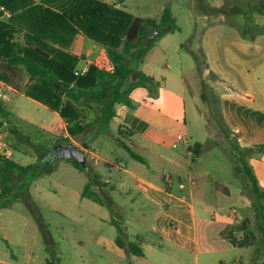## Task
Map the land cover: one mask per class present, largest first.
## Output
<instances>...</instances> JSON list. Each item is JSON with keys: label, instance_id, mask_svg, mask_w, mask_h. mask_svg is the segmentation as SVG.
Here are the masks:
<instances>
[{"label": "rangeland", "instance_id": "1", "mask_svg": "<svg viewBox=\"0 0 264 264\" xmlns=\"http://www.w3.org/2000/svg\"><path fill=\"white\" fill-rule=\"evenodd\" d=\"M123 2V8L128 5V12L142 18L157 20L164 14L163 11L168 9L167 22L180 28L177 37L179 43L183 45L189 42L191 35L188 32H190L191 26H194L192 22L194 17L201 18L208 15L213 20H217L220 16H224L230 21L238 20L241 26H244L243 20H246L248 22L246 27L249 28L256 27L255 21L264 20V15L256 10L261 7V3L264 4V0H204L202 3L199 0H129V2L123 0ZM133 4L139 6L140 9L133 7ZM203 8H222L225 13L209 15L203 12ZM199 22L196 25V32L198 36H201L207 32V29L204 28L201 20ZM258 30L264 32V25L259 26ZM258 30L257 27L254 28V31ZM261 42L264 46V40ZM87 43L92 45L93 42L88 40ZM196 43L194 42L193 46L187 43L188 46L184 49L167 56L161 54L160 50L157 51V48L149 49V61L156 64L155 66H164L161 74L166 77L174 74L184 77L187 92L185 97L178 99L181 105H185L188 119V143L193 145L196 142H202L210 145L201 153H204L202 162L196 164L209 167V179L199 183L195 188V193L191 194V185L187 183L186 189L181 190L177 175H173V194L184 198V202L170 199L173 204L171 211H165L157 216L151 210L156 201L146 199L135 192L122 194L119 190L112 191L111 198L116 209V213L113 214L106 206H99L93 200L82 197L83 189L88 182L87 171L76 169L68 160H57L52 157L48 163L39 165L24 178H17L16 191L21 193V197L15 201L11 213H6V216L10 215V218L6 216L0 218L2 252H6L13 260L14 253L20 257H27L28 252L31 251L34 252L36 264H45L51 256L46 250L44 237L38 224V220H40L51 234L56 249L55 256L59 259L58 264H82L81 255L93 258L88 264H112V259H116L117 262L121 260L123 264H131L128 257L132 254L128 250L119 249L116 245L115 240L120 233L117 225L112 223L115 221L125 230L122 235L125 242H136L140 238H146V243H141L146 257H135L133 264H221V261L222 264H239L235 262V259L242 254L241 249L220 250L222 246L225 248L229 246L223 239H229L230 243L240 245V247L249 244L255 245L252 260L247 258L241 261V264H264V238L258 229L252 195L247 189L248 182L242 171L244 163L251 169L254 153L246 154L239 151L236 148L237 137L228 140L225 138L226 134L220 129L224 127L227 133L228 129L234 132V125L240 123L251 132L253 118L264 114V104L256 96L254 102L251 103L252 108L239 107L242 115L239 114L241 117L238 118L235 115L236 104L227 102V100H221V103H218V96L212 92L211 88L213 86L211 80L214 81L216 77L212 74H205V58L202 52L196 49ZM191 47H193L194 53L199 54V68L193 53L188 49ZM262 58H264V50L255 52L250 57L254 62L253 66L257 68L252 73L261 74L259 85L264 88V67L258 69L259 65L264 62L259 63ZM89 59L93 60L94 57L90 56ZM129 60L131 63L133 62L132 67L134 68L138 65L140 56L129 58ZM249 66L246 65V73L247 70H250ZM81 68L82 61L78 63L77 70L81 71ZM235 76L236 80L243 85L244 80L240 79L237 72H235ZM28 77V74L23 72L22 81L25 82ZM134 79L135 76L131 78V81ZM252 87L257 89V85ZM171 92H178L171 84L163 88L153 86L146 99L149 103L160 106L161 98L165 99L169 95H173ZM203 93L206 94V100L201 96ZM31 99L25 94L24 96L12 95L6 102V107L11 112L14 127L24 135L21 140L25 141L29 138L33 143L48 144L52 151L57 143L53 144L52 139L50 140L51 135L57 140L63 138L62 134L57 133L56 137L54 136V127L50 125L53 118L51 110L37 106L34 99ZM198 105L204 113L209 127L213 129L210 138L207 137L209 128L204 126L205 118L203 117L204 120H202ZM91 114H89L88 120ZM93 115L92 121L96 119V113L93 112ZM45 126L47 127L45 128ZM181 136H175L170 140V143L171 145L174 142L177 143L178 150L186 154V144L180 140ZM113 137L115 139L104 138V136L94 140L89 136L86 138L93 152L111 160L114 164V168L111 170L103 162L97 169H94L92 165L89 166V173L92 171L98 174L99 179L106 186H109L110 183L115 185L120 176L125 177L126 174L120 169L125 166L132 168L134 163L130 152L120 143V140H116L118 136L114 133ZM204 139L206 141H203ZM215 142L216 145H214ZM247 142L249 144L250 140ZM127 145L134 151L129 143ZM25 147L30 149L27 143H22L16 135H13L11 142L2 144L0 154L20 163L19 160L23 156L22 148ZM8 151H11L13 156H8ZM137 152L144 156L152 167L160 166L159 161L154 160L148 152L143 150ZM218 160L230 164V168L216 166ZM25 163L33 164L34 160L29 155ZM231 163L234 169L231 168ZM50 167H53V170L49 174H44L32 181L36 173ZM186 174L187 172L184 174V179L187 182ZM216 181L229 189L231 194L227 195L218 191L215 187ZM160 184L165 187L163 182L160 181ZM241 190L248 198H244L245 195H242ZM28 192L31 194L30 197L28 194L23 195ZM103 196H106L105 193ZM202 205L207 207L206 212L201 210ZM191 206L194 207V210ZM211 211L214 212V218L210 214ZM233 212H237L239 215L232 217ZM24 218L29 219L27 226ZM9 220H12V223H9ZM154 220L160 229L166 225L167 231L154 234L152 230ZM243 221L246 222V228L242 227ZM169 222L172 223L171 226H169ZM4 237L11 241V246L8 241L3 239ZM207 239L214 241L216 247L205 244ZM241 239H243L242 242L239 241ZM24 243L26 244L24 245ZM203 251L208 252L203 254Z\"/></svg>", "mask_w": 264, "mask_h": 264}, {"label": "crops", "instance_id": "2", "mask_svg": "<svg viewBox=\"0 0 264 264\" xmlns=\"http://www.w3.org/2000/svg\"><path fill=\"white\" fill-rule=\"evenodd\" d=\"M2 1V0H0ZM29 4L38 5L41 4L43 0H29ZM101 2L110 4L115 6L116 8L123 9L125 11L128 10L129 6L126 5L123 8L124 2L123 0H99ZM129 2V0H126ZM14 6H16V0H13ZM219 4V3H218ZM191 5V4H190ZM220 5V4H219ZM133 7H137L140 9L139 6L133 4ZM168 10L165 9L163 13ZM128 12V11H127ZM191 13V11H189ZM130 13V12H129ZM131 14V13H130ZM12 13L5 9L3 6L0 5V21L7 20L11 17ZM164 15V14H163ZM161 18H158L157 21L159 22ZM134 16V15H133ZM138 17V16H134ZM142 18V17H141ZM153 19V18H151ZM201 20L203 22L204 28L207 29L204 35L198 36L196 25ZM192 22L194 26H191L190 38L189 43L193 46L194 42L196 43V49L202 52V55L205 58V74H212L216 77V79L212 81V92L217 94V101L221 103V100H227V102H233L237 105V109L235 111L236 117H241L239 114L242 115L239 107H251V103L254 102L256 96L261 100V103L264 104V88L260 87V75H255L252 71L256 70L257 68L254 65V62L250 59L254 55L255 52H259L264 50V46L261 44L262 40H264V32L258 30L259 26L264 25V20L260 21L257 20L254 22L256 24L257 30L254 31V28L246 27V20H243L244 26H241L238 20L230 21L224 16H220L217 20H213L212 17L208 15H204L201 18L194 17ZM252 23V22H249ZM167 24V22H166ZM164 28L168 31L170 28L169 26H164ZM180 30L178 26L174 28L171 32H167L161 35L156 41L154 40L151 45L150 49L154 50L157 48L161 54L170 55L172 53L178 52L185 47L183 44L179 43L177 32ZM161 31V30H160ZM195 31V32H193ZM18 38L22 39V34L18 35ZM93 42L92 45L87 43V41ZM202 40V41H201ZM186 47L188 46V44ZM188 48L190 52L194 53V50ZM69 51L80 57L82 61V68L88 69L89 65L92 61H94L102 52L103 46L100 44L95 43L93 40L87 38L84 34H77L72 42ZM144 50H136L132 53L131 57L136 58L140 56V61H138V65L136 67H132V63L130 61L131 67L134 71H142L147 76L153 77L157 84H150L145 83L134 90L131 95V99L133 102V109L128 108L125 105H117L116 112L117 116L111 122V129L108 132H101L98 126L91 125L84 133L78 135L76 138H70L71 143L76 144V146L80 147L87 153V160L88 165H92L94 169L103 162L108 168L113 169L114 164L111 160L105 159L102 156L93 152L87 143L86 138L89 136L93 140L99 138L100 136H104V138H114V133L118 136L116 140H120V143L125 147L127 143L131 145L140 157L144 159V161H139L134 159V163L131 166L132 168H128L125 166L122 170L126 176H120L115 182V185L110 183L109 186H106L104 182L100 180L104 186H98L97 189L102 191L103 193H108L111 197V192L115 190H119L122 194H129L135 192L137 195H142L146 199H150L156 201V203L152 207V212L155 216L161 215L165 211L170 212L173 204L170 202L171 200L183 201L184 198H179L173 194V175H177L179 188L181 190L186 189L187 183L191 185V194L195 193V188L198 186L199 183H202L209 179L210 171L208 172L209 167L206 165L198 166L203 160L205 150L208 145L207 143L196 142L193 145L188 143V131H187V124L188 119L185 113V105H181L180 100L178 98L185 97L187 92L186 88V81L183 76H179L177 74L171 75L170 77H166L161 74V70H163L164 66H155L156 64H152L149 61L150 50L147 52H143ZM254 52V53H252ZM196 53V52H195ZM89 55V56H88ZM93 56L94 59L90 60L89 57ZM264 61V58L259 60V63ZM197 65V63H196ZM246 65H250V70H247L246 73ZM166 67V66H165ZM264 67V62L259 65L258 69H262ZM235 72L238 73L240 79H243V85L236 80ZM258 83H257V81ZM136 81V78L132 81ZM28 83V79L24 82V84ZM171 84L178 92H171L173 95H169L167 98L162 99L160 102V106H156L153 103H149L146 99L148 97V92L152 91L153 86H158L163 88L164 86ZM9 89L7 92V99L0 97V101L5 103L10 100L12 95H23L24 94L18 90H15L12 86L7 84ZM257 89L252 86H256ZM33 100V99H31ZM200 100V97H199ZM37 106L50 110L47 106L33 100ZM184 108V109H182ZM198 111H200L202 115V120H204L205 115L201 111L200 106H197ZM262 111V110H260ZM53 114V118L51 120V124L54 127V136L56 137L57 133H61L63 138H68V133L66 129V123L60 117L59 113L51 111ZM11 113V112H10ZM91 114V118L94 117L93 112L88 113ZM260 113V112H259ZM220 114V111H219ZM261 115V116H260ZM253 118L252 129L250 130L244 127L240 123H236L234 125V132L230 131L228 128V140L234 139L235 136L237 137V144L236 148L243 150L245 148H252L257 145L264 146V114H260ZM221 116V114H220ZM8 120H2L3 124L0 126V147L2 144L6 142H11L13 138V134L10 132V127H14L13 120L11 118ZM204 117V118H203ZM87 120V122H93L91 120ZM204 126L209 128V133L207 137L212 136L213 129L209 127L208 122L205 118ZM47 126H45L46 128ZM16 128V127H15ZM17 129V128H16ZM122 129L126 131H130V134L124 133ZM133 133V134H132ZM182 133V134H181ZM182 135L180 140L186 144V154L178 150L179 145L177 143H173L171 145L170 140L175 136ZM82 138V139H81ZM226 138V137H225ZM52 139L53 144L57 143L60 139L55 140L54 137L51 135L50 140ZM115 139V138H114ZM207 139V138H206ZM204 139L203 141H206ZM55 140V141H54ZM248 140H250L248 144ZM38 143V142H34ZM201 144V146H197V144ZM42 144V143H39ZM217 143L215 142L214 145ZM46 148L50 149V145L43 144ZM29 146V145H28ZM85 146L87 148H85ZM128 146V145H127ZM145 151L148 152L150 155L153 156L154 160L159 161V165L157 168L152 167L148 164L147 159L144 156H141L137 151ZM11 151H8L9 153ZM23 156L20 158L21 165L27 166L30 165L26 162L27 156H31L36 163L38 157L30 147L22 148ZM254 156L252 157V167L251 171L253 172L260 188L264 189V148H254L253 150ZM11 155L13 156L12 152ZM16 162V161H15ZM24 163V164H22ZM216 166L224 167L225 169L230 168V164L223 163L222 161H217ZM195 167V168H194ZM208 167V168H207ZM211 167V166H210ZM147 168V169H146ZM231 168L233 165L231 163ZM234 169V168H233ZM150 172H148V171ZM187 172L188 181L184 179V174ZM151 173V174H150ZM157 173V174H156ZM235 174V173H234ZM160 181L163 182L165 185L162 186ZM218 186L224 190V193L229 195L230 190L223 186L219 181H216V189L218 191L223 192V190L218 189ZM247 189L250 192L249 183ZM84 190V189H83ZM226 191V192H225ZM242 195L244 196V192L241 190ZM251 193V192H250ZM31 194L24 193L23 195ZM21 197V194H20ZM83 197V196H82ZM84 198V197H83ZM244 198H248V196H244ZM88 199V198H86ZM18 200V199H17ZM9 203L8 207L2 208L0 205V218L5 217L6 213H11V208L15 205V201ZM253 202V199H252ZM1 204V202H0ZM98 204V203H96ZM99 206H103L98 204ZM194 210V207L191 206ZM98 210V209H97ZM202 211L206 212L207 207L202 205ZM175 211V210H174ZM212 217L214 218V212L211 211ZM10 218L9 216H6ZM102 219V218H98ZM26 221V226L29 224V219L24 218ZM1 222V220H0ZM9 223H12V220H9ZM169 226L172 225L169 222ZM0 225V229H1ZM242 227L246 228V222H242ZM168 227L165 225L162 229H160L154 220L152 224V230L154 234L159 232L167 231ZM207 230V228H206ZM4 240L8 241V244L11 246L12 243L10 240H7L6 237L3 238ZM146 238H140L141 243H146ZM243 239L239 240L242 242ZM229 246L227 248L221 247L220 250L228 251V250H236L237 248L241 249L242 254L239 255L235 262L241 264V261L246 260L247 258L252 260V253L255 249L254 244H249L248 246H241L235 245L230 243L229 239H223ZM116 242V240H115ZM130 241H127L128 243ZM82 243V242H81ZM26 243H24L25 245ZM205 244L212 245L216 247L214 241L207 239ZM233 244V245H231ZM117 245V244H116ZM118 247V245H117ZM142 247V246H141ZM121 250L122 249L118 247ZM143 249V248H142ZM3 249L0 244V264H36V258L34 256V252L29 251L27 257H20L17 254H13L12 259L6 252H2ZM212 252V250H209ZM208 251H203L205 254ZM144 258L146 257H137L135 255H130L129 261L131 264L134 263V258ZM78 259V258H77ZM74 260L75 262L77 261ZM80 260L82 264H88L90 260L93 258H88L84 256H80ZM254 260V259H253ZM112 264H123L120 260L119 262L116 259H112ZM47 262V260H46ZM223 262L221 261V264ZM46 264V263H45Z\"/></svg>", "mask_w": 264, "mask_h": 264}, {"label": "trees", "instance_id": "3", "mask_svg": "<svg viewBox=\"0 0 264 264\" xmlns=\"http://www.w3.org/2000/svg\"><path fill=\"white\" fill-rule=\"evenodd\" d=\"M29 3V0H16L14 6L13 0L0 1V5L12 13L7 21H0V80L15 90L21 89L20 92L27 97L59 113L66 123L69 137L60 138L57 143L71 144L70 138H76L91 125L98 126L101 132L110 131L111 122L117 116L116 106L122 104L133 109L131 95L134 90L145 83L157 84L153 77L142 71H134L129 58L134 51L143 49L145 41L155 29L161 30L155 41L161 35L174 30L173 24L167 22L168 10L158 22L151 18L134 17L123 9L99 0H43L38 5ZM256 10L264 15V4L261 3V7ZM203 12L209 15L225 13L222 8H203ZM169 24L171 28L167 31L164 26ZM80 33L102 45L103 52L90 63L87 73L77 76L75 72L81 58L72 54L69 48L75 36ZM19 34H22L21 40L18 38ZM149 49L150 47L144 52ZM193 56L199 68V54L193 53ZM23 72L29 76L27 84H23ZM133 76L136 78L134 82L131 81ZM201 96L204 100L207 99L205 93ZM91 111L96 113V119L92 123L87 122L88 113ZM10 115L6 104L0 101V126L3 124L2 120H8ZM220 129L229 138L226 129ZM9 130L19 141L27 143L38 159L36 163L24 166L0 154L2 208L20 198L21 193L16 191L17 178H24L39 165L48 163L51 150L42 144L31 142L27 137V140H21L24 135L15 127H10ZM122 130L130 134V131ZM125 148L134 159L144 161L129 146L125 145ZM254 148L238 150L248 154ZM68 161L76 169L85 171L79 162ZM52 170L53 167H50L36 173L32 181ZM242 171L249 183L258 229L264 238V189L260 188L247 164H243ZM87 174L88 182L82 196L106 206L115 214L113 199L106 192V196H103V192L97 189L98 186H104L98 174L92 171ZM112 223L119 229L120 234L116 238L118 247L127 249L137 257H144L141 240L126 243L122 238L125 230L117 222ZM38 224L46 250L51 256L46 264H58L51 234L40 220Z\"/></svg>", "mask_w": 264, "mask_h": 264}, {"label": "water", "instance_id": "4", "mask_svg": "<svg viewBox=\"0 0 264 264\" xmlns=\"http://www.w3.org/2000/svg\"><path fill=\"white\" fill-rule=\"evenodd\" d=\"M169 28H171V26ZM160 33V29H155L145 41L142 50L148 49L151 43L160 35ZM48 157L49 159L54 157L57 160L63 159L77 161L81 164L85 171L89 172L90 170L87 160V153L80 147L73 144L57 143L56 147L52 151L50 150Z\"/></svg>", "mask_w": 264, "mask_h": 264}, {"label": "built area", "instance_id": "5", "mask_svg": "<svg viewBox=\"0 0 264 264\" xmlns=\"http://www.w3.org/2000/svg\"><path fill=\"white\" fill-rule=\"evenodd\" d=\"M88 69H89V68H88ZM88 69H83V70H81V71H78V70H77V71L75 72V74H76L77 76L84 75L85 73H87ZM8 89H9V86L7 85V83H5L4 81H1V80H0V97L7 99V92H6V91H8ZM7 155H8V156H11V152L7 153ZM238 215H239V213H237V212H233V213L231 214L232 217H237Z\"/></svg>", "mask_w": 264, "mask_h": 264}]
</instances>
